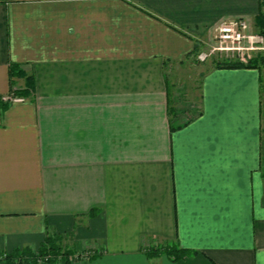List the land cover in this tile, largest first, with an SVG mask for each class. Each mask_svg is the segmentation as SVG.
Masks as SVG:
<instances>
[{
    "label": "crops",
    "instance_id": "crops-1",
    "mask_svg": "<svg viewBox=\"0 0 264 264\" xmlns=\"http://www.w3.org/2000/svg\"><path fill=\"white\" fill-rule=\"evenodd\" d=\"M262 6L0 0V264L47 236L89 254L70 264H264L263 68L191 63ZM185 67L198 108L180 118ZM170 242L188 252L146 254Z\"/></svg>",
    "mask_w": 264,
    "mask_h": 264
},
{
    "label": "rangeland",
    "instance_id": "rangeland-1",
    "mask_svg": "<svg viewBox=\"0 0 264 264\" xmlns=\"http://www.w3.org/2000/svg\"><path fill=\"white\" fill-rule=\"evenodd\" d=\"M264 1V0H263ZM249 32L251 34H261L264 36V6H262V13L259 14V18L254 26H251L250 24V30ZM213 34V33H212ZM213 36L211 37L210 42L207 44V46H204L202 49L199 50V52H196L195 55L192 56L191 63L195 64L197 61L206 63V64H212L216 61H222L227 59H242L244 61L243 57L247 56L254 57L258 56L260 59L263 58L264 60V49L262 50H255V51H234V50H214L215 43L212 40ZM203 53L206 55L205 59L203 61L197 59V55ZM260 60V67L263 68V75H264V61ZM195 66V65H194ZM202 65H200V68ZM198 69L196 68H183L182 70L179 69L175 75H177V78L179 80L180 75H183L185 79L186 85L182 86L180 83H176L175 91L177 92L176 95L178 99L175 101V99H172V104L176 106V110L180 112V118L190 116L191 113L193 115L194 110L198 108V97H199V80L200 77L197 75ZM171 77V76H170ZM191 79L192 83L191 86L188 85L189 80ZM172 80L176 81L173 77L169 79L171 82ZM264 81V79H263ZM189 86V87H188ZM170 86V90H171ZM173 98V91H171ZM175 96V95H174ZM197 106V107H196ZM261 127H262V144L264 146V82L262 85V117H261ZM264 153V152H263ZM75 254V253H74ZM77 254V253H76ZM71 259L76 260L75 256H71ZM84 259V257H81V259Z\"/></svg>",
    "mask_w": 264,
    "mask_h": 264
},
{
    "label": "trees",
    "instance_id": "trees-1",
    "mask_svg": "<svg viewBox=\"0 0 264 264\" xmlns=\"http://www.w3.org/2000/svg\"><path fill=\"white\" fill-rule=\"evenodd\" d=\"M242 59H225L222 61H216L213 63L214 67L218 68H240V67H251L259 68L260 59L258 56L254 57H243ZM264 61V60H263ZM27 83L30 84V81L27 80ZM261 138H262V127H261ZM263 140V139H262ZM188 251L181 248L178 243L170 242L166 245L160 247L155 246L147 249L146 254L148 256H155L159 254H165L172 259H179L183 257ZM83 254H86V258L89 256L88 253H75L70 248H65L61 244V240L55 236H47L44 241L40 244L37 252H32L28 250L14 251L12 253H5L1 256L3 264H26L35 262L38 264L48 263L51 259L61 257L64 261V264H70L74 259H71V256L77 258L83 257Z\"/></svg>",
    "mask_w": 264,
    "mask_h": 264
},
{
    "label": "built area",
    "instance_id": "built-area-1",
    "mask_svg": "<svg viewBox=\"0 0 264 264\" xmlns=\"http://www.w3.org/2000/svg\"><path fill=\"white\" fill-rule=\"evenodd\" d=\"M250 25L246 18L238 17L224 20L214 26L212 30L214 50H234V51H255L264 49V36L261 34H251ZM198 60L203 61L205 54L200 53ZM2 101H22L23 98L9 93L1 96ZM86 254L83 257L86 258Z\"/></svg>",
    "mask_w": 264,
    "mask_h": 264
}]
</instances>
